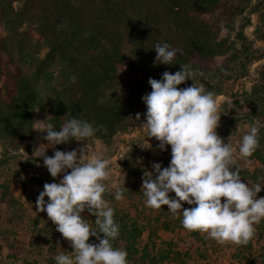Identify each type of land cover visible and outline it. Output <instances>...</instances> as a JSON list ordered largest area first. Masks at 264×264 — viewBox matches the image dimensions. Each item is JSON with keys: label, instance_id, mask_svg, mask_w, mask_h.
<instances>
[{"label": "trees", "instance_id": "16d2710c", "mask_svg": "<svg viewBox=\"0 0 264 264\" xmlns=\"http://www.w3.org/2000/svg\"><path fill=\"white\" fill-rule=\"evenodd\" d=\"M251 14L258 19L255 36L264 45V0H0V138L27 144L30 113L46 106L44 120L55 128L76 117L97 128L82 142H109L132 126L130 98L143 102L151 91L149 77L160 79L180 65H189L193 82L216 94L230 76L231 63L239 59L245 72L244 61L254 58L243 33ZM226 28L234 30V38L219 36ZM158 42L182 54L172 64L154 63L152 48ZM224 54L223 63H213ZM259 77L264 95V68ZM253 154L264 169V151L257 147ZM114 220L119 235L112 243L127 251L128 264H156L146 246L138 247L137 220Z\"/></svg>", "mask_w": 264, "mask_h": 264}, {"label": "clouds", "instance_id": "9594fccd", "mask_svg": "<svg viewBox=\"0 0 264 264\" xmlns=\"http://www.w3.org/2000/svg\"><path fill=\"white\" fill-rule=\"evenodd\" d=\"M152 49L154 63L172 64L174 57L182 54L167 42H158ZM186 80H191V85L177 87ZM148 84L151 91L141 97L146 111L140 126L146 137L159 142L161 151L170 146L171 158L166 167L152 162L151 171H143L145 206L159 209L166 205L168 211L181 216L186 230L206 233L217 243L247 244L255 226L264 219V196H257L262 186L242 181L232 147L217 133L220 115L215 94L193 82L187 64L174 73L164 71L160 79L149 77ZM136 118L140 119L139 113ZM40 122L34 129L46 133L42 139L47 143H39L32 157L42 158L51 177L60 178L44 183L35 200L36 212H46L56 231L71 244V254L61 250L54 256L56 264H128L127 251L113 246L119 225L103 195L109 190L104 181L110 173V160L90 156L83 147L54 148L71 139L86 141L97 128L76 117L58 129L46 119ZM262 126L254 121L242 136L238 146L241 157L255 152ZM49 148L54 149L51 156L46 154ZM126 189L116 187L114 198L124 199ZM182 202L191 207H183ZM85 212L95 217L94 223L82 215ZM90 236L98 242H90Z\"/></svg>", "mask_w": 264, "mask_h": 264}, {"label": "rangeland", "instance_id": "374dc122", "mask_svg": "<svg viewBox=\"0 0 264 264\" xmlns=\"http://www.w3.org/2000/svg\"><path fill=\"white\" fill-rule=\"evenodd\" d=\"M257 1L252 0V3ZM19 4L15 2L16 6ZM250 19L243 33L247 41L252 42L254 58L244 61L245 72L239 68V59L231 63L234 66L230 76L220 83L221 88L215 94L220 115L216 131L232 147L233 162L240 170L242 181L261 184L259 197L264 196V169L257 167L259 159L254 154L244 158L238 152L241 138L249 126L254 121L264 125V95L258 89L259 71L264 68V45L255 36L256 14H251ZM219 36L232 39L234 30L223 29ZM225 56L227 54L216 57L213 63H223ZM123 69L120 71L124 72ZM121 96L126 98V88L121 90ZM130 103L127 118L133 121L132 126L116 132L109 142L99 138L89 142L72 139L69 144L54 148L67 151L83 147L90 156L110 160V173L104 181L109 190L103 194L104 198L114 209V219L137 220L142 228L138 247L146 246L148 253L158 259L156 264H264V219L255 226V234L247 244L217 243L207 238L206 233L186 230L180 222L181 216L168 211L166 205L159 209L145 206L141 188L143 171H151L152 162H160L166 167L171 158L170 146L161 151L155 138L146 137L140 126L146 105L135 98H130ZM138 113L139 120L136 118ZM30 115L31 139L27 144L15 142L13 138H0V264H56L54 256L61 250L71 254L70 242L56 231V225L46 212H36L35 200L44 183L58 181L60 177H51L43 159L32 157L33 149L39 143H47L42 139L46 133L34 129L47 115L46 106L35 108ZM258 135L259 150L264 151V126ZM53 151L49 148L46 154L51 156ZM116 187L127 188L124 199L114 198ZM169 195L174 196V193ZM182 205L191 207L186 202ZM82 215L90 219L89 223H94V216L87 212ZM89 240L98 242L91 236Z\"/></svg>", "mask_w": 264, "mask_h": 264}]
</instances>
